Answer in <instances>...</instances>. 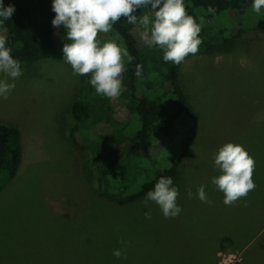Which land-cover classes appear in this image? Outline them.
<instances>
[{"label": "rangeland", "instance_id": "374dc122", "mask_svg": "<svg viewBox=\"0 0 264 264\" xmlns=\"http://www.w3.org/2000/svg\"><path fill=\"white\" fill-rule=\"evenodd\" d=\"M259 17L250 7L207 20L216 29L252 28ZM251 28L229 52L182 63L180 87L199 120L187 156L169 176L182 209L175 218H164L154 202L146 206L145 196L123 205L99 196L88 151L105 147L77 145L80 129L70 114L85 77L63 58L20 62L23 75L0 98V123L18 129L22 148L16 175L0 191V264H264V28ZM226 142L255 160V190L234 206L211 184L218 175L213 154ZM200 185L211 205L197 198ZM117 248L126 258L113 256Z\"/></svg>", "mask_w": 264, "mask_h": 264}, {"label": "trees", "instance_id": "16d2710c", "mask_svg": "<svg viewBox=\"0 0 264 264\" xmlns=\"http://www.w3.org/2000/svg\"><path fill=\"white\" fill-rule=\"evenodd\" d=\"M251 3L252 0H184L187 13L201 24L202 43L196 55L229 52L240 33L251 27L234 23L216 29L207 18L226 10L245 13ZM3 4L15 8L10 20L4 21L13 58L20 62L63 58V44L70 41L63 26L51 24L55 16L52 0H3ZM209 7L215 11L209 12ZM195 8L202 10V16ZM142 14H151L150 8L137 9L136 15ZM261 28L264 9L251 29ZM140 31L139 25L122 18L110 33L99 37L102 42L110 39L118 43L132 57L130 62L125 60L121 96L110 100L96 95L89 77L84 76L85 82L78 84L81 97L70 106V114L80 129L74 137L76 144L92 146L89 141H93L105 147L102 152L92 147V152L88 151L98 179L97 192L119 205L135 202L152 190L161 176H171L187 156L198 129L199 117L180 87L183 64L164 62L162 51L147 46L140 39ZM138 64L142 65L139 76ZM21 157L18 129L0 123V191L16 175Z\"/></svg>", "mask_w": 264, "mask_h": 264}, {"label": "clouds", "instance_id": "9594fccd", "mask_svg": "<svg viewBox=\"0 0 264 264\" xmlns=\"http://www.w3.org/2000/svg\"><path fill=\"white\" fill-rule=\"evenodd\" d=\"M150 8L151 14L136 15L137 9ZM252 12L259 15L264 9V0H252ZM51 10L55 13L51 24L63 26L70 43L62 47L63 61L70 65L72 74L89 77L88 83L96 95L110 100L118 99L123 92L125 60L132 57L128 51L112 40H100V34H108L113 25L125 18L129 24L139 25L140 39L149 47L162 51L163 60L175 65L182 64L188 56L196 55L202 43L201 24L187 13L184 0H52ZM15 8L5 6L0 0V98L7 99L15 88V81L23 75L21 63L13 58L12 49L7 46V28L4 21L10 20ZM209 12L215 9L209 7ZM142 72V65H136V74ZM214 167L218 175L211 184L223 194V203L234 206L238 200L255 190L252 179L255 160L240 144L226 142L213 154ZM189 198L192 192H187ZM197 198L211 205L205 186L196 190ZM179 190L171 177L161 176L149 190L144 200L154 202L164 218H175L182 211L177 204ZM146 219L151 213L146 212ZM119 243L127 242L121 238ZM117 259L126 258V250H113Z\"/></svg>", "mask_w": 264, "mask_h": 264}, {"label": "crops", "instance_id": "0c3cea01", "mask_svg": "<svg viewBox=\"0 0 264 264\" xmlns=\"http://www.w3.org/2000/svg\"><path fill=\"white\" fill-rule=\"evenodd\" d=\"M228 249V248H227ZM237 249V247H234V248H230L229 247V249L228 250H236Z\"/></svg>", "mask_w": 264, "mask_h": 264}]
</instances>
